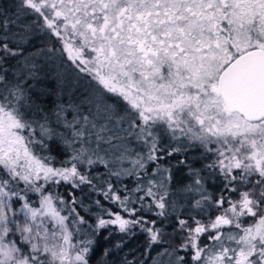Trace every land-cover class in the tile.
I'll return each instance as SVG.
<instances>
[{"label": "snow or ice", "instance_id": "obj_1", "mask_svg": "<svg viewBox=\"0 0 264 264\" xmlns=\"http://www.w3.org/2000/svg\"><path fill=\"white\" fill-rule=\"evenodd\" d=\"M42 73L79 102L43 114ZM97 251L264 264V0H0V264Z\"/></svg>", "mask_w": 264, "mask_h": 264}, {"label": "trees", "instance_id": "obj_2", "mask_svg": "<svg viewBox=\"0 0 264 264\" xmlns=\"http://www.w3.org/2000/svg\"><path fill=\"white\" fill-rule=\"evenodd\" d=\"M29 94L31 95V98L33 101H35L36 104L39 105V107L43 110V114L45 115H52L56 110H58L60 107L67 108L69 104H75L79 102V94L78 93H72L69 94L68 91H61L60 87L55 83L54 81V74H44L42 73L39 77V79L32 81ZM71 119V116L68 117ZM52 123L55 124V118L53 116ZM54 149L58 148V145L53 146ZM183 158V157H181ZM189 162H192L194 164V167L196 168H203L205 161L202 160L199 156H192L189 155L187 157ZM173 165H176V161H172ZM180 167H184L181 165ZM205 177V187L207 188L209 193L218 194L217 189H219L220 186V180L217 179L215 176L211 175L209 170L205 169L202 173ZM180 176L186 177L187 171L180 173ZM185 182H188L187 180ZM63 192V189L60 190ZM97 197L93 196L92 199H96ZM86 199V198H85ZM86 203H90L86 199ZM114 207V206H113ZM82 214H86L83 212V209H81ZM90 222L94 221L95 217L91 216L89 217ZM170 231V229H169ZM105 236H107V233H105ZM115 239L113 237L109 236L108 239H103L102 237H97L98 240H100L101 244L104 247H111L112 244L116 242V240L119 239L118 234H114ZM145 245V237L144 234L140 233L139 230H136V234L126 238L123 250L119 251L118 259L123 260L124 257H127L129 260H135L138 259L141 255V252ZM103 257L101 256V252L97 251V253L92 257V264H98V261L102 260Z\"/></svg>", "mask_w": 264, "mask_h": 264}]
</instances>
